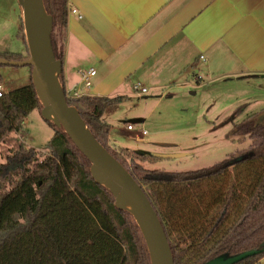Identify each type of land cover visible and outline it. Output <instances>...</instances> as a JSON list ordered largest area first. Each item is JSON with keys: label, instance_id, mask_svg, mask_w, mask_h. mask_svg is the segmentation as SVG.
I'll list each match as a JSON object with an SVG mask.
<instances>
[{"label": "trees", "instance_id": "1", "mask_svg": "<svg viewBox=\"0 0 264 264\" xmlns=\"http://www.w3.org/2000/svg\"><path fill=\"white\" fill-rule=\"evenodd\" d=\"M44 2L54 28H66L69 0ZM21 22L26 54L0 52V57L29 58ZM52 40L63 61L54 31ZM64 88L68 103L79 109L94 136L143 187L175 264H206L218 256L263 248L264 109L234 127L240 140H251L247 149L208 168L171 172L147 169L137 161L156 162L157 156L109 145L111 125L103 114L120 97L72 95ZM34 110L41 114L42 104L32 81L0 97V141L21 131ZM47 123L54 131L47 156L40 160L39 151L21 144L0 162V264H151L134 217L117 208L111 191L93 179L90 161L69 135ZM263 257L264 251L234 264H257Z\"/></svg>", "mask_w": 264, "mask_h": 264}, {"label": "crops", "instance_id": "2", "mask_svg": "<svg viewBox=\"0 0 264 264\" xmlns=\"http://www.w3.org/2000/svg\"><path fill=\"white\" fill-rule=\"evenodd\" d=\"M69 6L67 26L57 33L63 84L72 94L120 97L103 114L108 124L111 108L149 94L161 101L204 76L264 87V0H69ZM92 68L86 88L83 74ZM137 83L147 93L137 92Z\"/></svg>", "mask_w": 264, "mask_h": 264}, {"label": "rangeland", "instance_id": "3", "mask_svg": "<svg viewBox=\"0 0 264 264\" xmlns=\"http://www.w3.org/2000/svg\"><path fill=\"white\" fill-rule=\"evenodd\" d=\"M20 15L17 0H0V52L26 54ZM61 29L54 28L56 41ZM31 72L29 66L0 67L7 91L31 84ZM191 83L194 87L171 90L161 101L149 94L111 108L114 110L106 117L112 125L108 141L112 149L127 148L152 156L180 155L160 157L156 162L137 158L147 169L171 172L208 168L232 153L247 149L251 140L248 137L240 140L234 135V127L264 109V87L253 83L237 85L205 76L199 84ZM243 104L246 106L242 113L234 116ZM136 114H141L145 121L131 122L134 118L131 116ZM128 124L139 126L146 134L128 130ZM53 134L40 112L34 110L21 131L12 132L0 141V162L6 160L11 148L18 149L21 144L39 151L42 160L49 154L47 144Z\"/></svg>", "mask_w": 264, "mask_h": 264}, {"label": "water", "instance_id": "4", "mask_svg": "<svg viewBox=\"0 0 264 264\" xmlns=\"http://www.w3.org/2000/svg\"><path fill=\"white\" fill-rule=\"evenodd\" d=\"M17 1L22 13L29 58L8 60L0 57V64L32 67L31 81L42 104L43 119L69 135L90 161L93 179L111 191L117 208L128 211L134 217L144 237L151 264H175L166 232L143 187L94 136L79 109L68 103L61 80L63 61L57 59L53 47L54 18L47 12L44 0ZM176 156L180 155H157L159 158ZM263 251L264 244L262 249L218 256L206 264H234Z\"/></svg>", "mask_w": 264, "mask_h": 264}, {"label": "built area", "instance_id": "5", "mask_svg": "<svg viewBox=\"0 0 264 264\" xmlns=\"http://www.w3.org/2000/svg\"><path fill=\"white\" fill-rule=\"evenodd\" d=\"M72 12L76 13L77 10L73 9ZM201 58L204 59L203 56H201ZM95 74H96V71H95L94 68L90 69L87 73L83 74V83H84V86L86 88H90L91 87V85H92L91 77H93ZM135 90L137 92L142 93V94H145L148 91V89L145 86H143L141 83H137L135 85ZM6 92H7V89L3 86V84H0V97H2ZM74 95H77V94H74ZM128 129L129 130H134L135 128L132 125H128ZM139 132L141 134H146V131H144V130H141Z\"/></svg>", "mask_w": 264, "mask_h": 264}]
</instances>
